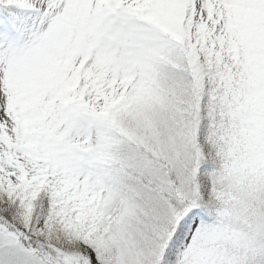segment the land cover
<instances>
[{
  "label": "snow or ice",
  "instance_id": "snow-or-ice-1",
  "mask_svg": "<svg viewBox=\"0 0 264 264\" xmlns=\"http://www.w3.org/2000/svg\"><path fill=\"white\" fill-rule=\"evenodd\" d=\"M0 264H264V0H0Z\"/></svg>",
  "mask_w": 264,
  "mask_h": 264
}]
</instances>
